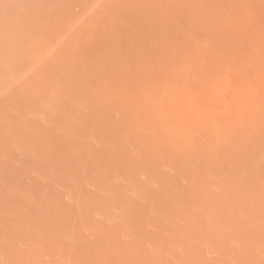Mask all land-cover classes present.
<instances>
[{
  "label": "rangeland",
  "instance_id": "374dc122",
  "mask_svg": "<svg viewBox=\"0 0 264 264\" xmlns=\"http://www.w3.org/2000/svg\"><path fill=\"white\" fill-rule=\"evenodd\" d=\"M185 1L0 0V264H264V117L231 55L212 106L169 86L206 76Z\"/></svg>",
  "mask_w": 264,
  "mask_h": 264
},
{
  "label": "bare ground",
  "instance_id": "6f19581e",
  "mask_svg": "<svg viewBox=\"0 0 264 264\" xmlns=\"http://www.w3.org/2000/svg\"><path fill=\"white\" fill-rule=\"evenodd\" d=\"M196 1V2H195ZM194 4V5H193ZM204 4L206 5V1L205 0H200V3H199V1L198 0H186L183 4H182V7H181V9L180 10H178V11H175L174 13H178V14H180V13H182L181 14V17H176L175 15H174V13H169L170 14V16H169V18H170V20L171 21H174V22H176V23H180V21H183L185 24H186V26L184 27V25H183V27L186 29V32H187V34H189L190 36H201V37H203L204 38V40H206V42L208 41V43L207 44H209V42H210V45H208V46H206V45H204V48H202L203 50H198V48L196 49H194V47H193V52L192 53H194V54H196V55H198L197 57H195V55L194 54H191V53H189V54H191V56H194V58H195V60L194 61H192V60H190L189 58H190V56H189V54H188V58H186V59H189L190 61H192V63L194 62V63H196V65H197V67L196 66H194V63L192 64L191 62L190 63H188V61H187V63H188V65H189V67H190V69H189V67H188V69L189 70H191L190 72H192V73H196V75L194 74L193 75V77L194 76H196L197 78H198V76H201V78H202V76H204L205 74H206V76H204L203 77V79H204V83L202 84L201 83V81H198V83L197 84H200L199 85V87H194L193 85H192V83L191 84H188L187 82H186V80H187V78H186V80H185V82L186 83H181L180 85H179V87L178 86H174L173 84L171 85V83L169 84V86H171V88H172V86L173 87H177L178 89H181L180 91L181 92H183V94L184 93H187L188 95H186L190 100H189V108L190 109H194V105H196V106H198L199 104H201L203 107L204 106H206V105H211L210 104V102L212 101V102H214L212 99H213V96H211V93H215V92H218L219 90V88L217 89V91H215V90H213V89H211V90H213L212 92H210L209 91V93H208V89H209V83H210V80L212 79L211 77L213 76L214 77V75H210L209 74V72L212 74V72H211V69L209 70V68H210V66H208L207 65V63L208 62H206L207 61V59L208 60H211V62L213 61V59H211L210 57H216V59L217 58H219V57H222V58H224V60H225V62H222L223 64H221L222 65V68L224 67L223 65H224V63L226 64V63H230L231 62V60L230 61H228L229 59L226 57L227 55H231L232 56V58L234 57V61L231 63V64H228V65H225V67L227 68V69H229V67H230V65H231V67H230V69L229 70H231L232 68H233V71H236L237 73V76L239 77H236V79L238 78V83H236V79H235V73L233 72V71H230V73H234L232 76H230V75H228V76H230V77H232V78H234V80L232 79V78H229V79H232L233 81H235V84H237V85H233L234 87H231V85L230 84H228V85H230V87L231 88H229V91L231 90V91H233V92H239V93H241V95H240V97L242 98L243 97V99L244 98H246L247 99V101H246V103H247V105H245V107L247 106V108H248V110H250V112H254V114L256 115L257 114V116H254V118L255 117H259V118H263L264 117V8L262 7V4H258L257 3V1L256 0H237V1H235L234 3H218V2H216L215 0H213V2H209L208 3V5H207V7H208V9H211V10H209V12H204ZM263 6H264V4H263ZM205 11H208V10H205ZM177 14V15H178ZM179 19H181V20H179ZM178 21V22H177ZM182 24V23H181ZM178 26H179V24H178ZM229 36H232V37H238L239 39H241V41L238 43V42H236L234 39H232V41L234 42V43H236V45L233 43V42H231V39L229 38ZM189 37V36H188ZM190 38V37H189ZM192 38V37H191ZM191 38L189 39V40H191ZM198 38V37H197ZM193 39H194V37H193ZM196 40H198V39H196ZM199 40H201L202 41V39H200L199 38ZM198 40V41H199ZM192 41H194L195 42V44H196V42H198V41H195V39L194 40H191V42ZM200 41V42H201ZM187 42V41H186ZM189 42V41H188ZM187 42V44L188 45H186V46H188L189 47V49H192L191 48V45H194V42H193V44L191 43V44H189ZM202 43H204V42H202ZM184 44H186V43H184ZM198 44V43H197ZM196 44V45H197ZM185 46V45H184ZM183 46V47H184ZM181 47H182V45H181ZM180 47V48H181ZM180 48H178V49H180ZM200 48V47H199ZM187 49V48H186ZM188 49V50H189ZM201 49V48H200ZM183 50H184V48H183ZM190 51V50H189ZM192 51V50H191ZM184 52V51H183ZM202 53H204V56L202 55ZM186 54H187V52H186ZM185 54V55H186ZM199 55H202V57H204V59H202V57L201 56H199ZM207 57V58H206ZM209 57V58H208ZM213 57V58H214ZM193 58V57H192ZM206 58V59H205ZM215 59V58H214ZM216 59L213 61V62H215L216 61ZM203 60V61H202ZM218 61V60H217ZM220 61V60H219ZM221 61H223V60H221ZM186 62V61H185ZM210 61H209V63H211ZM216 64L218 63V62H215ZM214 63V64H215ZM213 64V63H212ZM213 64V65H214ZM184 65V64H183ZM210 65V64H209ZM213 65H211L212 67L211 68H213ZM218 65H220V63L218 64ZM221 65L219 66V69H220V67H221ZM182 66V65H181ZM215 66V65H214ZM207 67H209V68H207ZM187 68V67H186ZM209 71H208V70ZM225 69V68H224ZM217 70V69H216ZM222 69H220V71H221ZM208 71V72H207ZM189 72V71H188ZM214 72L215 73H217L215 70H214ZM223 72V71H222ZM225 72H226V70H225ZM225 72H224V74H225ZM228 72V71H227ZM186 73H187V71H186ZM214 73V74H215ZM218 73H220V72H218ZM229 73V74H230ZM200 74V75H199ZM221 74H223V73H221ZM223 74V75H224ZM188 75H189V73H188ZM192 75V74H191ZM216 75V74H215ZM220 74H218L217 76H219ZM224 76H226V74L224 75ZM184 77V76H183ZM187 77H189V76H187ZM221 75H220V78H219V80H221ZM224 78H226V77H224ZM189 79V78H188ZM200 79V78H199ZM198 79V80H199ZM217 79V78H216ZM228 79V81L227 80H225V83L226 82H228L229 83V80ZM180 80V79H179ZM201 80V79H200ZM188 81V80H187ZM192 81V80H191ZM213 80H211V83H213L212 82ZM193 83H194V81H192ZM195 82H197V81H195ZM216 82V81H215ZM220 82V81H219ZM231 82V81H230ZM174 83H176V82H174ZM178 83H179V81H178ZM178 83H177V85H178ZM190 83V82H189ZM194 84H196V83H194ZM196 84V85H197ZM220 84V83H219ZM221 84H224V83H221ZM160 85L162 86V87H164V83H160ZM176 85V84H175ZM195 85V86H196ZM210 85H212V84H210ZM216 85V84H215ZM225 86H227L226 84H224ZM168 86V85H167ZM209 86V87H208ZM214 86V85H213ZM237 86V87H236ZM215 87V86H214ZM220 87H221V85H220ZM167 88V87H166ZM210 88H212V87H210ZM222 88V87H221ZM224 89L225 88H227V87H223ZM222 88V89H223ZM159 89H160V87H159ZM173 89V88H172ZM171 89V90H172ZM215 89V88H214ZM223 89V90H224ZM146 90V89H145ZM144 90V91H145ZM161 90H164V89H161ZM166 90V89H165ZM164 90V91H165ZM174 90H175V88H174ZM144 91L142 90V93H144ZM152 91H155V90H152ZM162 92V94H164L165 92ZM179 91V92H180ZM225 91V90H224ZM226 91H228L227 89H226ZM228 91V92H229ZM230 91V92H231ZM156 92V91H155ZM159 92H160V90H159ZM230 92L228 93V94H230ZM232 92V93H233ZM169 93V92H168ZM219 93V92H218ZM220 93H221V89H220ZM141 94V93H140ZM216 94V93H215ZM224 94H225V92H224ZM234 94V93H233ZM132 95V94H131ZM221 95V94H220ZM230 95H232V94H230ZM229 95V96H230ZM172 96H174V95H172ZM181 96H185V94L184 95H182L181 94ZM222 96V95H221ZM233 96V95H232ZM237 96V95H236ZM136 97V96H135ZM171 97V96H170ZM215 97V96H214ZM217 97H218V94H217ZM224 97V96H223ZM235 97V96H234ZM238 97V96H237ZM236 97V98H237ZM137 98H139L138 96H137ZM164 98H165V100H167V96L165 97L164 96ZM188 98H186V99H188ZM219 98H221V97H219ZM232 99H235V98H233V97H231ZM231 98H229L230 100H231ZM256 99V101H253V103H252V99ZM156 99V98H155ZM225 99V98H224ZM228 98L226 97V100H227ZM228 99V100H229ZM240 99V98H239ZM246 99H244V100H246ZM137 100V99H136ZM157 100H159V102H160V99H156V101ZM169 100H170V98H169ZM174 100V102H170V104L171 103H175V99H173ZM182 100H184V98L182 99ZM182 100H180V101H182ZM229 100V101H230ZM236 101H237V99H235ZM241 100V99H240ZM170 101H172V100H170ZM179 101V102H180ZM216 101V100H215ZM219 101H220V99H219ZM222 101H223V99H222ZM229 101H228V103H229ZM236 101H230V103L232 102V105H233V103H235ZM243 101V100H242ZM151 102V101H150ZM155 102V101H154ZM158 102V101H157ZM156 102V103H157ZM161 102H163V101H161ZM185 102V101H184ZM224 102V101H223ZM227 102V101H226ZM226 102H224L226 105H227V103ZM245 102V101H244ZM243 102V103H244ZM155 103V104H156ZM190 103H192V104H190ZM169 104V101H164V104L163 103H160V105H165L166 106V108H168V106H170L171 107V105ZM194 104V105H193ZM205 104V105H204ZM216 104V103H215ZM215 104H213V105H215ZM223 104V103H222ZM177 105H178V99H177ZM193 105V106H192ZM216 105H219V103H217ZM215 105V106H216ZM226 105H222L221 106V103H220V108H222L223 106H226ZM232 105H230V106H232ZM157 106V105H156ZM173 106H175V105H173ZM182 106H184V105H182ZM191 106V107H190ZM207 106V107H208ZM212 106V105H211ZM228 106V105H227ZM235 106V105H234ZM234 106H232V107H234ZM241 106V105H240ZM239 106V107H240ZM152 107H154V106H152ZM168 108V109H172V108ZM193 107V108H192ZM199 107H200V105H199ZM210 107V106H209ZM229 107V106H228ZM158 108V107H157ZM156 108V109H157ZM160 108H162V107H160ZM165 107H163V110H161V111H159V109H158V112H164V110L166 109H164ZM197 108V107H196ZM220 108H218V106H217V110L219 109L220 110ZM223 108H225V107H223ZM231 108V107H230ZM230 108H228L229 109V112H231V111H233L235 108V110H237V107H235L234 109L233 108H231V109H233V110H231ZM167 109V110H168ZM199 109H201L202 110V107L201 108H199ZM199 109H197V110H199ZM204 109H205V107H204ZM204 109L202 110V111H204ZM209 109V108H208ZM208 109L207 110H205L207 113H208ZM242 109V108H241ZM153 110V109H152ZM154 110H155V108H154ZM167 110H165V112H169V111H167ZM200 110V111H201ZM222 110H224V109H222ZM227 110V109H226ZM223 111V112H228V111ZM231 110V111H230ZM176 110H174L173 112H175ZM199 111V112H200ZM213 111V110H212ZM176 112H179V110L178 111H176ZM175 112V113H176ZM198 112V113H199ZM210 112H211V110H210ZM217 112V111H216ZM216 112H215V114H216ZM240 112H241V110H240ZM243 112V111H242ZM249 112V111H248ZM246 110H245V113H248ZM151 113H153V112H151ZM190 113H193V112H190ZM201 113V112H200ZM199 113V114H200ZM205 113V112H204ZM212 113V112H211ZM210 113V115H213L214 116V113L213 114H211ZM244 113V117L246 116V114ZM155 114H156V112H155ZM161 114V113H160ZM169 114L171 115V113L169 112ZM177 114V113H176ZM220 114V113H219ZM223 114V113H222ZM237 115H238V113H236ZM241 114V113H240ZM251 114V113H250ZM250 114H247V115H249L250 116ZM164 115V114H163ZM185 115V114H184ZM193 115H194V113H193ZM206 115V114H205ZM209 115V116H210ZM227 115V114H226ZM225 115V116H226ZM230 116H234L235 115V112H234V114H229ZM228 115V116H229ZM253 115V114H252ZM157 116H162V115H157ZM186 116V115H185ZM191 116H192V114H191ZM195 116V115H194ZM199 116V115H198ZM203 116H204V114H203ZM202 116V117H203ZM224 116V118H226ZM162 117H164V116H162ZM167 117V116H166ZM208 117V116H207ZM242 117V116H241ZM244 117H242L243 119H244ZM247 118H249L248 116H246ZM253 117V116H252ZM171 118V117H170ZM174 118V117H173ZM189 118V117H188ZM191 118H193V116L191 117ZM197 117H195V119H196ZM199 118V117H198ZM203 118H206V117H203ZM203 118H202V121H203ZM214 118H216L217 119V117L215 116ZM222 118H223V115H222ZM222 118L221 119H219V115H218V119L219 120H222ZM224 118H223V120H224ZM230 118V117H229ZM246 118V121L248 120ZM253 118V119H254ZM258 118V119H259ZM180 119V118H179ZM212 119H213V117H212ZM238 119H239V117H238ZM250 119V118H249ZM252 119V118H251ZM257 119V118H256ZM171 120V119H170ZM175 120V119H174ZM188 120V119H187ZM210 120V119H209ZM240 120V119H239ZM186 121V120H185ZM196 121V120H195ZM198 121H199V119H198ZM207 119H206V123H207ZM224 121H226V119L224 120ZM228 121V120H227ZM241 122L243 121V120H240ZM246 121H244L243 123H247ZM163 122H165V119H164V121ZM167 122V121H166ZM166 122H165V124H166ZM168 122H171V121H168ZM187 122V121H186ZM193 122H194V120H193ZM192 122V123H193ZM201 122V121H200ZM209 122V121H208ZM213 122V121H212ZM248 122H250V120L248 121ZM177 123V122H176ZM188 123V122H187ZM192 123H191V125H192ZM205 123V124H206ZM214 123V122H213ZM216 123V122H215ZM213 124V126H215L216 124ZM219 123V122H218ZM167 124H169V123H167ZM183 124V123H182ZM204 124V123H203ZM186 125V124H185ZM184 125V126H185ZM179 126V125H178ZM177 126V129H179L180 127H178ZM194 127H192L191 128V130L194 128L195 129V127H196V125L194 124L193 125ZM217 126V125H216ZM198 127V126H197ZM204 127V126H203ZM217 127H220V131H221V129L223 128V126H219V124H218V126ZM216 127V128H217ZM185 128V127H184ZM198 128H200V127H198ZM202 128V127H201ZM200 128V129H201ZM189 129V128H188ZM199 129V130H200ZM183 130V129H182ZM217 130H218V128H217ZM188 131H190V130H188ZM219 131V130H218ZM219 131V132H220ZM223 131V130H222ZM221 131V132H222ZM196 132V131H195ZM224 135V134H223Z\"/></svg>",
  "mask_w": 264,
  "mask_h": 264
}]
</instances>
